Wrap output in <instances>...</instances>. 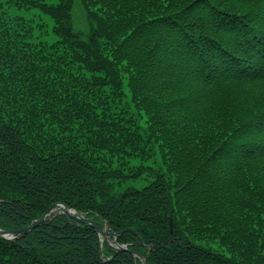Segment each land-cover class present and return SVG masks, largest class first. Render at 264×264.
Masks as SVG:
<instances>
[{
    "label": "trees",
    "instance_id": "1",
    "mask_svg": "<svg viewBox=\"0 0 264 264\" xmlns=\"http://www.w3.org/2000/svg\"><path fill=\"white\" fill-rule=\"evenodd\" d=\"M75 1L0 0V229L126 249L57 213L0 264H264V0Z\"/></svg>",
    "mask_w": 264,
    "mask_h": 264
},
{
    "label": "water",
    "instance_id": "2",
    "mask_svg": "<svg viewBox=\"0 0 264 264\" xmlns=\"http://www.w3.org/2000/svg\"><path fill=\"white\" fill-rule=\"evenodd\" d=\"M57 213H63L78 223L92 226L95 229V231L98 233V235L99 236L102 235L103 237L102 239L105 240L109 245H111L114 248V250L117 251V250L126 249L125 244H121L117 242L116 232L112 229H106L107 226L106 223H104L103 226H99L91 218L79 214L76 210L67 207V205H65L64 203H53L47 209V211L44 214H42L39 218L34 219L30 224L18 230L10 231V230L0 229V236L5 237L7 239H13L20 235H23L32 228L47 222L48 220H50L52 216H54Z\"/></svg>",
    "mask_w": 264,
    "mask_h": 264
},
{
    "label": "rangeland",
    "instance_id": "3",
    "mask_svg": "<svg viewBox=\"0 0 264 264\" xmlns=\"http://www.w3.org/2000/svg\"><path fill=\"white\" fill-rule=\"evenodd\" d=\"M22 13L25 14V12ZM72 19H73V26L76 30H79L83 33H88L89 24H88L87 16L85 14L84 7L82 6L79 0H76L74 2V6L72 10ZM141 123L144 125L143 120H141ZM100 237L101 240H103L102 235H100Z\"/></svg>",
    "mask_w": 264,
    "mask_h": 264
}]
</instances>
